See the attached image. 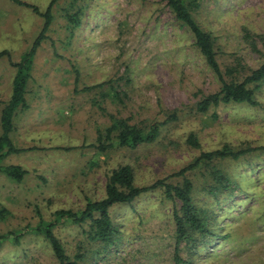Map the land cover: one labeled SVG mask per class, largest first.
<instances>
[{
	"label": "rangeland",
	"instance_id": "rangeland-1",
	"mask_svg": "<svg viewBox=\"0 0 264 264\" xmlns=\"http://www.w3.org/2000/svg\"><path fill=\"white\" fill-rule=\"evenodd\" d=\"M18 1L44 13L52 0ZM71 2L53 6L46 39L31 59L27 108L17 112L10 134L14 147L27 151L0 160V167L26 171L21 182L0 173V205L7 211L0 217V236L21 234L18 243H2L0 264H58L43 237L28 230L40 219L53 222L57 211L80 212L88 201L104 198L107 178L119 167L132 169L138 187L161 180L181 184L175 174L200 153L186 143L190 135L204 152L264 146V82L255 92L257 106L198 112L197 104L217 93L220 82L165 0H87L82 25L69 37L64 10ZM193 17L214 38L223 72L237 66L234 79L242 81L264 64V0H203ZM43 24L31 9L0 0V54L5 52L0 112L16 73L11 64L23 62ZM173 114L177 120L164 123ZM110 117L145 129L162 124L160 134L133 150L99 153L98 135L110 126ZM115 135L105 142L115 143ZM213 165L239 185L229 198L209 193L203 166L185 174L194 187V204L208 214L217 236L182 243L180 258L193 264H264L263 155L254 151L240 161ZM173 208L161 189L113 207L118 236L109 247L88 242L85 225L61 223L54 234L68 256L86 252L82 264H176Z\"/></svg>",
	"mask_w": 264,
	"mask_h": 264
},
{
	"label": "trees",
	"instance_id": "trees-1",
	"mask_svg": "<svg viewBox=\"0 0 264 264\" xmlns=\"http://www.w3.org/2000/svg\"><path fill=\"white\" fill-rule=\"evenodd\" d=\"M18 5L31 9L35 14L44 18L43 28L40 34L35 38L31 49L25 55L20 64L12 63L16 73L12 79L11 95L7 103L0 112V160L12 154L26 152L27 149H19L12 144L10 134L14 129V118L18 111L27 108L25 101L26 85L30 77L31 59L35 55L41 43L46 39V33L52 22L51 11L53 6L59 0H52L44 13L40 12L36 6L22 3L18 0H12ZM166 6L173 15L176 22L190 33L195 48L205 60L208 68L217 76L220 82V89L217 93L204 96L197 104V111L207 113L210 108H217L220 105H240L257 106L255 92L264 82V64L258 69L250 71L242 81H238L234 73L237 72V66L222 71L216 59L215 42L211 34L204 31L193 17V13L200 8L203 0H165ZM78 6L76 7L75 5ZM70 9H65L66 26L65 29L69 37L74 36V32L82 25V16L84 10L89 8L87 0H72ZM5 52L0 54V58ZM239 66V65H238ZM77 81V78L76 80ZM103 84L87 88V90L102 88ZM177 117L170 115L166 122L176 121ZM162 124L153 123L148 128H140L130 125L125 119L110 117V126L98 135L97 151L105 153L117 148L136 149L144 144L153 143L160 134ZM112 134L115 135V143L105 141L110 140ZM186 143L191 147L200 150L198 158L189 164L186 168L175 174V177H182L183 182L179 185L167 183V180L157 181L151 186L138 187L134 184V174L129 166H122L113 170L108 176L105 184V196L99 201H88L80 212L70 210L57 211L54 214L53 222H44L40 219L39 223L28 230V232L41 236L49 245L50 250L58 264H82L85 261L86 252L78 250L72 257L66 254V251L54 234V228L61 223H70L71 225L87 226L88 230L84 232L86 240L90 243L97 242L104 247L114 245L117 239V230L114 228L111 209L118 205H131L140 196L161 189L165 201L170 202L174 208L172 210V220L175 225V253L174 260L176 264H193L183 261L178 253V247L192 244L196 237L213 239L217 236L216 230L212 227V222L208 219L201 208H198L193 201V184L185 177V174L195 171L203 166L209 173L206 186L209 187V193L215 194L219 191L220 195L233 196L232 187L237 183L231 178V174H224L213 163L217 160L240 161L254 151H259L264 157V146L254 149L246 148L236 150L229 146L213 152H204L201 150L196 138L188 136ZM0 173L5 174L15 182H21L26 175V171L20 166L0 167ZM239 185V184H237ZM207 190V189H206ZM229 191V192H228ZM6 209L0 205V217H4ZM21 234H10L0 236V246L6 240L19 242ZM88 244V243H87Z\"/></svg>",
	"mask_w": 264,
	"mask_h": 264
},
{
	"label": "crops",
	"instance_id": "crops-1",
	"mask_svg": "<svg viewBox=\"0 0 264 264\" xmlns=\"http://www.w3.org/2000/svg\"><path fill=\"white\" fill-rule=\"evenodd\" d=\"M14 77V76H13ZM13 79V78H12ZM11 82H12V80H11ZM9 95H11V90H10V92H9Z\"/></svg>",
	"mask_w": 264,
	"mask_h": 264
}]
</instances>
